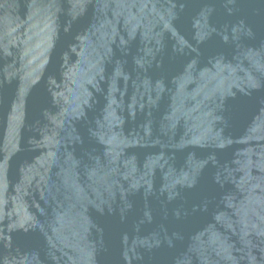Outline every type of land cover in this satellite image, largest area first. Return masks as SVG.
Returning a JSON list of instances; mask_svg holds the SVG:
<instances>
[{
    "label": "water",
    "instance_id": "95a60500",
    "mask_svg": "<svg viewBox=\"0 0 264 264\" xmlns=\"http://www.w3.org/2000/svg\"><path fill=\"white\" fill-rule=\"evenodd\" d=\"M0 264H264V0H0Z\"/></svg>",
    "mask_w": 264,
    "mask_h": 264
}]
</instances>
